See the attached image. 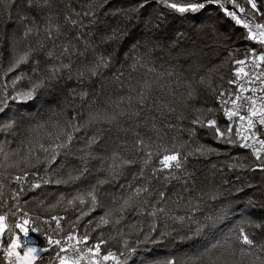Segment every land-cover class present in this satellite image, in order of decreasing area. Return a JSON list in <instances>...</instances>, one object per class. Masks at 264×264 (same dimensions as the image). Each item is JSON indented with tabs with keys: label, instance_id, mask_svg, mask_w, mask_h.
<instances>
[{
	"label": "snow or ice",
	"instance_id": "6c2138e0",
	"mask_svg": "<svg viewBox=\"0 0 264 264\" xmlns=\"http://www.w3.org/2000/svg\"><path fill=\"white\" fill-rule=\"evenodd\" d=\"M154 2L181 16L216 11L242 26L246 30L245 44L255 42L258 48H246L243 58H238L239 48L231 49L221 65L207 69L203 75H197L201 66L193 62L190 75L185 77L177 65L157 66L156 50L162 45L147 39L122 53L123 64L117 69L114 46L128 34L129 24L150 6L149 0H136L128 6L113 4L112 0H21L17 5L22 35L11 41L6 65L0 51V116L14 107L19 115L48 104L49 95L63 96L59 106L48 107L39 120L31 115L22 116L7 125L10 130H18L12 133V140L0 142V205L9 191L14 199H19L25 184L29 189L53 182L78 185L73 195H62L56 204L50 205L51 210L65 204L66 211H76L78 216L65 229L61 223L65 217L53 215L55 227L51 221H45L50 229L46 231L36 223L39 217L22 209L19 219H12L11 223L7 213L0 214V247L7 264H37L44 259L41 253L51 252L54 258H49V264H129L140 244H157L171 235L166 230L168 221L187 228L182 239L188 233L198 236L205 227L200 220L187 213L175 214L185 200L183 193L191 189L189 181L185 179L181 191L175 192V200L164 185L182 179L176 173H187L185 164L189 157L219 154V149L199 143L195 139L196 127H181L187 119L185 110L197 113L191 125L209 129L213 139L220 143L250 150L256 161L252 167L264 171V95H255L257 91L264 93V23L257 22L258 17L264 18V9L257 0ZM13 4L16 0H0V47L5 41L4 27L12 21ZM38 19L43 21L42 25ZM109 19L114 22L97 42L92 38L95 31ZM12 26L17 27L15 22ZM206 27L217 31L212 24ZM104 45L108 47L102 49ZM229 63L233 65L232 78L227 83L235 85V90L214 87V75ZM65 81H73L75 86L66 89ZM257 81L259 89L249 87ZM199 88L216 96L229 122L225 127L218 124L215 109L194 106ZM237 121L238 129L234 132L232 124ZM111 132L123 133L124 139L98 155L94 146L100 145L105 133ZM182 133H187L189 139H182ZM141 154L142 160L138 159ZM154 155L159 157V167L153 168L150 176L141 170L139 179L121 186V194L115 196L112 186L124 170L137 163L146 167ZM69 156H74L78 165L68 167L61 163ZM243 159L236 157L229 166L249 167ZM50 171L56 177L54 180ZM165 172L167 175H163ZM187 175L190 177L191 173ZM153 180L162 181V186L157 187ZM13 183L18 188L11 189ZM187 204L199 211V205L191 199ZM98 208L103 214L95 227H110L112 231L108 237L89 244L90 232L80 234L76 224ZM129 213L150 217L151 223L145 229L143 221H129ZM15 216L13 212L12 217ZM205 219L216 223L218 217ZM133 236L135 239H129ZM109 240L121 247L104 251ZM157 264H264V240H257L245 226H238L202 250L166 256Z\"/></svg>",
	"mask_w": 264,
	"mask_h": 264
},
{
	"label": "trees",
	"instance_id": "16d2710c",
	"mask_svg": "<svg viewBox=\"0 0 264 264\" xmlns=\"http://www.w3.org/2000/svg\"><path fill=\"white\" fill-rule=\"evenodd\" d=\"M20 2L21 0H16V4L12 5V21L4 27L5 41L3 47H0V51L3 52L5 65L10 58L11 41L19 40L22 35L17 19L18 15H20L17 11V5ZM135 2L136 0H112L113 4L120 6H128ZM257 2L258 6L264 9V3L261 0H257ZM149 4L150 6L139 14L138 19L129 24L128 34L125 35L122 42L114 46L116 49L114 55L117 61V69L123 64L122 53L127 52L134 43H142L147 39L162 45L160 49L156 50L155 62L157 66L161 64L166 67L177 65L178 70L183 71L185 77L190 75V65L193 62L201 66L197 75H203L207 69L221 65L231 49L239 48L241 55L238 58H243V52L246 48H258L255 42L245 44V29L235 25L233 21L223 17L216 11L195 16L192 14L181 16L180 14H171L170 10L155 3L154 0H149ZM258 19L263 20L264 18L258 17ZM13 22L16 23L17 27L12 26ZM37 22L41 25L43 24V21L39 19ZM113 22V20L109 19L106 23H101L92 38L99 42V37L103 36L104 31ZM208 24L214 25L217 31L214 33L208 30L206 27ZM107 47V45H104L102 49ZM189 52L193 53V55H187ZM232 67L231 63L221 67L220 72L213 77L214 87L219 86L221 90H235V85L227 83L228 79L232 78ZM25 70H27L26 66ZM11 75H15V73ZM221 76L224 77L223 80L220 79ZM74 86L75 83L73 81L64 82L66 89ZM99 87L100 85H97V89ZM179 91H184V89L180 88ZM62 96L63 94L60 97L53 98L49 95L47 97L48 104L37 105L35 109L21 112L19 115H17L14 107L13 111L8 112L7 115L0 116V142L12 140V133L18 130H10L7 127L10 120H18L22 116L29 115L35 116L39 120L48 107L59 106ZM192 103L196 108L215 109L214 115L218 124L221 128L227 125L216 96L210 91L199 88L198 98ZM184 115L187 119L181 122V127H196L195 139L201 144L219 149V154L199 158L189 157L185 164V169L187 173H191V176L189 177L183 170H177L176 174L181 176L182 179L179 182L173 181L171 185H164V187L171 194L172 200H175V192L181 191L184 180L187 179L191 189L183 193L185 200L175 209V214L184 215L187 213L192 215L195 219L200 220L205 227L198 236H192L191 233H188L187 238L182 239L187 233V228L181 229L180 225L168 221L166 230L171 231V235L157 244H140L137 252L130 258L129 264H157L159 259L166 256L173 254L183 255L186 252L192 253L194 250H202L213 240L220 239L238 226H245L246 231L251 232L257 240H264V235H262L264 227H260L264 226V171L252 167L256 161L247 149L220 143L218 140L213 139L209 129L191 125L190 121L197 113L189 109L184 111ZM205 115H208V113H205ZM137 130L143 132V129ZM233 131L235 132L234 129ZM123 139V133H105V139L101 141L100 145L94 146V150L97 151L98 155H103L105 151L110 150L115 143H119ZM127 139L131 141V135H128ZM182 139H189L187 133H182ZM80 146H82V143ZM142 157L143 154L138 159L142 160ZM236 157L242 159L246 157L243 162L249 167L243 169L230 167L229 165L234 162ZM158 160L159 157L154 155L146 167L142 163H137L126 168L124 175L119 177L117 183L112 186L113 194L119 196L121 194V186L133 183L134 178L139 179L138 173L141 170L145 176H150L153 168L159 167ZM61 163L72 167L78 165L79 161L74 156H69L66 162L62 160ZM91 163L95 164L96 161ZM49 175L53 180L56 178L51 171ZM163 175H167V172L163 173ZM32 179V177L29 178L30 181ZM152 183L157 187L162 186V181L158 183L153 180ZM78 187V185H64L53 182L44 184L39 189H29L28 184H25L24 191L19 196V199H14L11 192H8L3 204L0 205V214L7 213L10 217L9 223H11L12 219H19L20 210L22 209L30 216L39 217L36 223L46 231H50V229L45 221H51L53 215L64 216L65 220L61 221V223L67 229L68 225L76 220L78 212L71 209L66 211L65 204H60L55 209L50 210V205L56 204L62 195L70 197L78 190ZM16 188H18L16 184H11V189L14 190ZM211 196L216 198L210 199ZM188 199L199 205V211L195 210L192 205L187 204ZM13 212L16 213L15 217H12ZM102 214V210L98 208L90 216H85L76 224V230L80 234L85 231L90 232L91 239L89 244L97 242L102 236L108 237L112 231L110 227H95L99 216ZM208 216L218 217L217 222L211 223L207 221L205 217ZM137 220L144 222L145 229L151 223L150 217L145 219L144 217L136 216L134 213H129V221L134 223ZM159 224L161 229H163L164 221H159ZM51 225L54 228L55 221H51ZM172 229H177V231H172ZM124 230L127 231L126 228ZM33 236L35 237V234ZM4 239H8L7 234ZM129 239H135V236ZM40 242L43 243L42 238ZM120 247L115 240H109L103 250L106 251L110 248L116 251ZM41 256L44 259L38 261L37 264H49V258H54V252L41 253ZM4 261V252L1 247L0 264H4Z\"/></svg>",
	"mask_w": 264,
	"mask_h": 264
},
{
	"label": "built area",
	"instance_id": "2783aa9c",
	"mask_svg": "<svg viewBox=\"0 0 264 264\" xmlns=\"http://www.w3.org/2000/svg\"><path fill=\"white\" fill-rule=\"evenodd\" d=\"M242 15V14H241ZM249 87H257V89H259V87H261V85L259 84V82L257 81L256 84L254 85H249ZM248 95H252L251 92L247 93ZM255 95H264V93H260L259 91H257V93ZM250 152V150H248ZM4 264H7V261H4Z\"/></svg>",
	"mask_w": 264,
	"mask_h": 264
},
{
	"label": "bare ground",
	"instance_id": "6f19581e",
	"mask_svg": "<svg viewBox=\"0 0 264 264\" xmlns=\"http://www.w3.org/2000/svg\"><path fill=\"white\" fill-rule=\"evenodd\" d=\"M242 15H243V14H242ZM257 22H262V23H264V21H262V20H260V19H258V18H257ZM224 118H225V120H226V122H227V124H228L229 122L227 121V119H226L225 116H224ZM232 127H233V129L236 131V130L238 129V121H237V123L232 124Z\"/></svg>",
	"mask_w": 264,
	"mask_h": 264
},
{
	"label": "rangeland",
	"instance_id": "374dc122",
	"mask_svg": "<svg viewBox=\"0 0 264 264\" xmlns=\"http://www.w3.org/2000/svg\"><path fill=\"white\" fill-rule=\"evenodd\" d=\"M262 21H264V19H263ZM241 27H242V26H241Z\"/></svg>",
	"mask_w": 264,
	"mask_h": 264
},
{
	"label": "crops",
	"instance_id": "0c3cea01",
	"mask_svg": "<svg viewBox=\"0 0 264 264\" xmlns=\"http://www.w3.org/2000/svg\"><path fill=\"white\" fill-rule=\"evenodd\" d=\"M1 248V247H0Z\"/></svg>",
	"mask_w": 264,
	"mask_h": 264
}]
</instances>
